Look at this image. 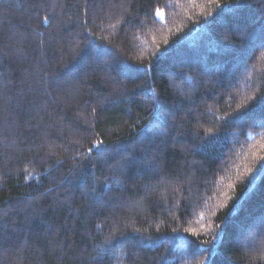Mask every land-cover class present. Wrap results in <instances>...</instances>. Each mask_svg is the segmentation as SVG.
<instances>
[{"label":"trees","instance_id":"obj_1","mask_svg":"<svg viewBox=\"0 0 264 264\" xmlns=\"http://www.w3.org/2000/svg\"><path fill=\"white\" fill-rule=\"evenodd\" d=\"M261 105L264 0H0V264H264Z\"/></svg>","mask_w":264,"mask_h":264},{"label":"snow or ice","instance_id":"obj_2","mask_svg":"<svg viewBox=\"0 0 264 264\" xmlns=\"http://www.w3.org/2000/svg\"><path fill=\"white\" fill-rule=\"evenodd\" d=\"M74 54L77 56H80L86 63H91V64H103L105 69L109 73V77H111V73L113 71H117L118 73L125 75V76H132L136 73V68H134L131 65H123L119 64L118 58L113 57L110 61H100L99 60V54L95 51L94 46H89L87 51H75ZM119 64V66H117ZM118 83L123 84L124 81H118ZM261 110L264 111V105H261ZM132 153L125 154L123 157H121V167L126 168L130 164V156ZM109 250H111L109 248Z\"/></svg>","mask_w":264,"mask_h":264}]
</instances>
